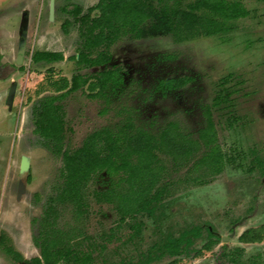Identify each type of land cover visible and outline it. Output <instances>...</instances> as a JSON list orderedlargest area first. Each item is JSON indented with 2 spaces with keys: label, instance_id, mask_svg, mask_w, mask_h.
Wrapping results in <instances>:
<instances>
[{
  "label": "rangeland",
  "instance_id": "1",
  "mask_svg": "<svg viewBox=\"0 0 264 264\" xmlns=\"http://www.w3.org/2000/svg\"><path fill=\"white\" fill-rule=\"evenodd\" d=\"M97 1L56 0L54 19L50 20V0H0V235L5 234L25 258L39 256L34 243L39 225L34 220L41 218L48 198L61 182L63 165L61 157L48 150L46 141L33 132L34 108L41 96L50 94L44 85L48 69L52 67L58 79L76 73L97 74L117 66L124 83L108 97L92 98L83 89L62 101L66 126L71 130L66 138L68 148L79 147L97 129H118L129 121L155 134L168 122L176 121L183 131L198 138L210 107L219 144L233 158L221 174L206 175L207 183L195 184L192 178L198 172L175 169L171 158L160 153L171 191L153 215L139 217L142 226L138 236L127 226H117L114 207L97 202L91 194L101 184L91 182L89 215L79 227L105 244L95 252L93 264H138L140 254L167 234L178 236L193 227L201 228L202 236L195 239L192 251L210 239V231L220 238V244L200 257H181L177 264H218L223 244L229 249L244 248V262L264 264V241H238L244 230L264 224V0H239L250 15L234 22L236 29L226 35L185 42L169 36H125L112 47L109 65L80 67L67 59L77 53L79 36L77 25H71L67 34L63 31L62 24L71 18L62 7L80 5L86 11ZM180 1L187 4L193 0ZM24 12L29 19L26 50L23 61L17 64ZM38 50L60 51L66 59L35 64L31 57ZM173 79H187L188 83L174 89L163 83ZM13 83L17 89L10 101ZM220 89L227 101L215 107L214 98ZM22 156L30 160L29 170L23 174ZM20 182L26 183V191L18 199ZM60 209H64L59 219L62 226H78L71 207ZM111 229L114 235L107 239ZM171 260L174 258L166 256L151 264ZM0 264L24 263L12 261L0 248Z\"/></svg>",
  "mask_w": 264,
  "mask_h": 264
},
{
  "label": "trees",
  "instance_id": "2",
  "mask_svg": "<svg viewBox=\"0 0 264 264\" xmlns=\"http://www.w3.org/2000/svg\"><path fill=\"white\" fill-rule=\"evenodd\" d=\"M62 10L71 18L62 24L63 31L67 34L71 25L78 26L77 53L67 59L85 68L109 65L113 60L112 47L125 36L132 39L169 36L176 42L222 36L236 29L234 22L250 15V10L239 0H193L187 4L180 0L173 3L168 0H98L86 11L80 5H73L71 9L64 5ZM31 59L35 64H53L66 58L60 51L38 50ZM48 72L44 85L50 94L41 96L34 108V133L46 141L48 150L61 157L62 179L48 198L41 218L34 220L39 225V233L34 237V243L40 250L39 257L26 259L1 233V251L12 261L24 264H93L95 252L104 249L105 245L87 236L79 227L89 215L91 182L101 184L91 191L95 200L111 204L118 215L119 226L130 221L132 235L138 236L141 230L139 217L152 215L171 191L165 179L168 169L160 153L171 158L175 169L198 172L192 178L195 184L207 183L204 176L218 175L225 164L232 161L233 156L223 152L219 144L210 107L206 111V125L199 131L198 138L183 131L176 121L168 122L158 134L129 121L118 129H97L88 134L79 147L70 149L66 146V138L71 130L66 126L62 101L83 89L89 91L88 96L92 98L108 97L124 83V75L117 66L97 74L76 73L71 78H55L52 67ZM187 81L173 79L163 83L174 89L183 87ZM225 101L227 97L220 89L213 105L219 107ZM204 148L206 151L200 156ZM186 180L190 181L189 178ZM60 207H71L78 226L60 224L64 210ZM201 234L199 227L185 229L178 236L167 234L160 242L154 243L148 255L138 259L137 263L161 261L165 255H188ZM209 235L210 240L202 250H211L217 243L211 239L213 233ZM239 240L244 243L263 242L264 225L247 230ZM202 250L194 252L199 256ZM243 252V248H236L227 258L232 264H255L244 262L241 259ZM168 264H177V260Z\"/></svg>",
  "mask_w": 264,
  "mask_h": 264
},
{
  "label": "flooded vegetation",
  "instance_id": "3",
  "mask_svg": "<svg viewBox=\"0 0 264 264\" xmlns=\"http://www.w3.org/2000/svg\"><path fill=\"white\" fill-rule=\"evenodd\" d=\"M242 2V1H241ZM24 13H27V12H24ZM21 24H22V22H21ZM20 30H21V27H20ZM28 30V29H27ZM27 30L25 31L26 33H27ZM27 36V35H26ZM23 37L21 34H20V42H19V44L21 45V43H22V39L24 38L25 40H24V46H25V50H26V41H27V37ZM21 47V46H20ZM19 55V54H18ZM24 55H25V52H24ZM24 55H23V57H24ZM17 61V60H16ZM21 67V66H20ZM20 67H19V69H20ZM21 70V69H20ZM14 84V83H13ZM12 84V85H13ZM12 87V86H11ZM11 87H10V89H11ZM16 93V92H15ZM35 125V124H34ZM34 130H35V128H34ZM34 132V131H33ZM37 135V134H36ZM205 149V148H204ZM203 151V150H202ZM206 151V150H205ZM223 171V170H222ZM222 173V172H221ZM221 173H219V174H221ZM218 174V175H219ZM170 188V187H169ZM170 193V192H169ZM169 193L167 194V195H169ZM165 197H167V196H165ZM165 199V198H164ZM163 199V200H164ZM154 214V213H153ZM152 214V215H153ZM144 215H148V214H144ZM149 216V215H148ZM139 221H140V219H139ZM140 223H141V226H142V221H140ZM126 224H127V228H130V226H129V221L128 222H126ZM126 224H124V226L126 225ZM262 225H264V224H262ZM261 225V226H262ZM117 226L118 227H120L119 226V221H118V223H117ZM123 226V225H122ZM261 226H259V227H261ZM259 227H255V228H259ZM255 228H248V229H246V230H244L240 235H239V237H238V241L240 242V243H244V242H241L240 240H239V238H240V236L244 233V232H246L247 230H249V229H255ZM131 231H132V229H131ZM112 232V233H111ZM111 232H110V234L108 235V237H106L107 239H109V238H112L113 236L112 235H114V231L111 229ZM140 232H141V230H140ZM211 232V231H210ZM211 233H213V232H211ZM201 236H202V234H201ZM210 236V235H209ZM131 238V237H130ZM200 238V237H199ZM211 239H214V240H217V243L213 246V248L217 245V244H220V241H219V239L220 238H218L214 233H213V235H212V237H211ZM210 240V239H209ZM208 240V241H209ZM207 241V242H208ZM98 242V241H97ZM102 243V242H101ZM104 244V243H103ZM246 244V243H245ZM105 245V244H104ZM38 248V247H37ZM202 248H203V246L201 247V248H199V249H201L202 250ZM213 248L211 249V250H202V252H201V255L204 253V251H212L213 250ZM236 248H242V247H235V248H232V249H229V247L226 245V244H223L222 246H221V248H220V251H219V254H218V256H217V259H218V264H232V262L227 258L228 257V254H230L234 249H236ZM150 248H148L147 250H146V252H143V253H141L140 254V257H139V259L140 258H143V257H146L147 255H148V250H149ZM244 249V248H243ZM97 251H99V250H97ZM245 251V250H244ZM190 254L193 256L194 255V257L196 256V257H200L201 255H199V256H197L196 255V253L194 252V251H191L188 255H181V256H170V255H165L163 258H165L166 256H169V257H172V258H174V260H171V262L172 261H175V260H177V262H178V259L179 258H181V257H186V256H190ZM153 257H156V254H151ZM24 256V255H23ZM39 256H40V254H39ZM39 256H36V257H39ZM27 259V258H26ZM95 261V260H94ZM153 262H155V261H153ZM153 262H150V263H148V264H151V263H153Z\"/></svg>",
  "mask_w": 264,
  "mask_h": 264
},
{
  "label": "water",
  "instance_id": "4",
  "mask_svg": "<svg viewBox=\"0 0 264 264\" xmlns=\"http://www.w3.org/2000/svg\"><path fill=\"white\" fill-rule=\"evenodd\" d=\"M55 11H56V0H50V4H49V14L51 18L50 20L54 19ZM28 26H29V19L27 17V13H23V21H22L21 30H20V34L23 37L27 35L25 31L28 29ZM24 40L25 39L23 38L22 43L20 45L21 47H20L19 55L17 56V61H16L17 64H21V62L23 61V55L25 52ZM16 89H17V84H13L9 92L10 101L13 99ZM29 167H30L29 157L22 156L21 165H20L21 174H23L24 172H27L29 170ZM25 191H26V183L20 182L19 191H18V199L21 198L22 194L25 193Z\"/></svg>",
  "mask_w": 264,
  "mask_h": 264
}]
</instances>
